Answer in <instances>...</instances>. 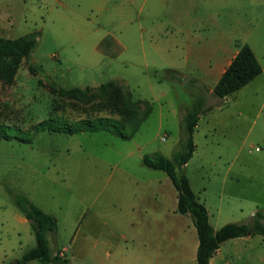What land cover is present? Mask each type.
<instances>
[{
  "label": "rangeland",
  "instance_id": "obj_1",
  "mask_svg": "<svg viewBox=\"0 0 264 264\" xmlns=\"http://www.w3.org/2000/svg\"><path fill=\"white\" fill-rule=\"evenodd\" d=\"M0 37L32 42L13 83L0 80V264L35 245L18 194L55 219L50 251L71 264H148L168 246L169 225L187 232L170 180L141 159L181 150L182 114L198 99L206 110L182 168L191 190L223 225L264 216V0H0ZM241 45L261 73L218 99L219 72ZM108 82L130 94L133 113L149 109L130 139L32 131L52 115L80 118ZM72 89L88 101L58 95ZM255 239L264 264V237Z\"/></svg>",
  "mask_w": 264,
  "mask_h": 264
},
{
  "label": "trees",
  "instance_id": "obj_2",
  "mask_svg": "<svg viewBox=\"0 0 264 264\" xmlns=\"http://www.w3.org/2000/svg\"><path fill=\"white\" fill-rule=\"evenodd\" d=\"M29 39L26 37L16 39L0 37V80L4 84L11 85L13 83L16 70L31 42ZM260 73L261 67L251 49L247 45H241L215 83L212 94L218 99H223L244 87ZM99 89L103 92V100L90 104L89 108L78 109L80 112H76V114L82 117H77L72 122H66L64 117L52 115L33 125L32 131L34 133L53 132L69 135L104 131L124 140L130 139L149 114V109L141 115L133 113L134 102L131 100L130 94H123L112 82L101 85ZM58 95L70 101L80 100L84 103L88 101L89 97L86 90L74 89L59 90ZM67 109L71 108L56 105L54 113L64 112ZM205 110L202 100L198 99L182 114L181 150L174 153L171 159L160 153L144 155L141 159L145 167L165 173L176 190V213L190 217L196 231L198 239L196 264H209L219 246L230 239L254 235L264 237V216L259 213H254L251 223H227L217 230H213L204 204L199 202L198 197L190 188L188 178L182 172V168L194 152L193 133L198 116ZM14 203L28 222L35 245L19 260L10 264H26L30 261L42 264H71L64 256L59 253L52 254L50 251L47 234H52L56 230L55 219L33 205L23 195H15Z\"/></svg>",
  "mask_w": 264,
  "mask_h": 264
},
{
  "label": "crops",
  "instance_id": "obj_3",
  "mask_svg": "<svg viewBox=\"0 0 264 264\" xmlns=\"http://www.w3.org/2000/svg\"><path fill=\"white\" fill-rule=\"evenodd\" d=\"M237 51H235L232 54V58L235 56ZM231 59L226 64V66L220 70L219 77L224 71V69L229 65ZM175 199H176V194H175ZM205 208L208 212L209 223L212 229L217 230L223 225V223H220L219 221V215L216 216L215 218L213 217L214 218L213 219L212 215L210 214L206 206ZM186 221L187 223H185L184 226L186 227L187 232L182 231L179 227L175 228L174 225L171 228V225H169L168 229L166 230V235L168 236V240H169L168 246L163 250H156V252L158 253L157 255L153 254V257H151V254L146 255L147 261L149 262L148 264H185L186 259L192 261L196 259V250L198 245L196 231L194 229V226L192 227L190 226L191 225L190 221L189 220ZM135 223L136 221L134 217H132V220L130 221L129 225H133ZM175 229L177 230L175 231ZM182 233H183V249L181 244ZM255 237L256 235L239 237L223 242L215 252L214 256L210 259L209 264H255L256 256L252 253L256 249ZM126 238L127 237L125 235H122L120 237V239H122L123 241H125ZM129 238L135 243L138 239H140V236L139 234H132ZM186 244H188L190 247L188 255H186V250H185ZM56 253H59L60 255L64 256V250H59ZM133 260L135 261V259Z\"/></svg>",
  "mask_w": 264,
  "mask_h": 264
},
{
  "label": "built area",
  "instance_id": "obj_4",
  "mask_svg": "<svg viewBox=\"0 0 264 264\" xmlns=\"http://www.w3.org/2000/svg\"><path fill=\"white\" fill-rule=\"evenodd\" d=\"M164 140V138H162V141ZM255 151H257V148H255Z\"/></svg>",
  "mask_w": 264,
  "mask_h": 264
}]
</instances>
